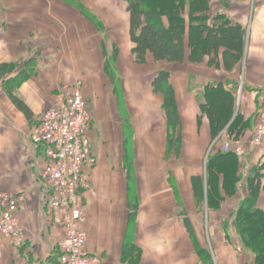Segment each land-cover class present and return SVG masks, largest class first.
<instances>
[{"label":"crops","instance_id":"obj_1","mask_svg":"<svg viewBox=\"0 0 264 264\" xmlns=\"http://www.w3.org/2000/svg\"><path fill=\"white\" fill-rule=\"evenodd\" d=\"M75 1L83 4L82 11L67 0H0V65L9 66L0 80V189L25 195L18 214L26 229L20 248L0 234V264L57 262L63 230L43 207L38 174L45 156L29 137L58 89L81 78L91 82L83 85L92 150L86 166L90 185L84 197L87 248L106 260L129 264L131 257L124 244L142 242L140 226L144 222L143 244L152 246L145 263L183 264L185 237L199 239L208 232L210 215L215 213H208L206 203L196 200L191 185L192 176L205 177L207 152L226 132L223 129L212 141L210 120L200 108L206 94L217 90L215 86L233 97V115L227 126L236 115L245 124L242 140L223 138L241 144L244 173L252 171L264 155V141L256 147L250 143L264 95V0H207L210 16L221 14L245 30L244 52L231 71L224 68L221 50L212 66L207 64V56L198 64L187 58L181 63L156 62L160 68L155 73L165 70L170 74L180 116L173 134L180 144L170 149L162 95L155 94L151 85L155 73L139 76L145 78L144 85L136 71L127 70L126 75L137 85L133 91L103 84L102 54L106 55L112 31L125 32L128 54L133 57L126 4L91 0L95 5L90 9L85 0ZM188 43L186 38V46ZM90 47L95 48L93 56ZM188 54L187 47L186 57ZM126 138L131 144L129 167L125 164ZM257 205L264 210V191Z\"/></svg>","mask_w":264,"mask_h":264},{"label":"trees","instance_id":"obj_2","mask_svg":"<svg viewBox=\"0 0 264 264\" xmlns=\"http://www.w3.org/2000/svg\"><path fill=\"white\" fill-rule=\"evenodd\" d=\"M121 1L128 12L129 51L136 64H145L150 58L168 63H181L187 58L189 63L198 64L207 56V64L212 66L221 50L224 68L231 71L244 52L245 30L221 14L210 16L207 0H190L188 4L186 0ZM67 2L81 11L84 7L75 0ZM83 13L96 21L93 14L84 9ZM186 38H189L188 46ZM187 47L189 54L186 57ZM8 70V65H0V80ZM169 78L168 71L160 70L151 82L153 92L162 95L161 108L170 130L168 149L180 144L179 139L174 141L173 138L180 116ZM214 88L217 90L206 94L205 104L201 103L200 108L210 120L212 141L223 129L226 128V132L209 152L205 177H191L192 190L198 202L206 203L208 213H220L224 217L221 226L228 232L227 237L233 234L239 239L253 255V264H264V210L257 205L259 195L264 191V155L252 171L244 173L242 157L221 149L225 137L242 140L245 124L242 125L241 118L236 115L227 126L233 115V97L218 86ZM231 229L233 232L229 233ZM190 239L198 260L202 264H211L206 249L195 237Z\"/></svg>","mask_w":264,"mask_h":264},{"label":"built area","instance_id":"obj_3","mask_svg":"<svg viewBox=\"0 0 264 264\" xmlns=\"http://www.w3.org/2000/svg\"><path fill=\"white\" fill-rule=\"evenodd\" d=\"M252 3L254 0H245ZM90 113L78 79L62 85L52 104L44 109L30 132V141L41 147L45 156L38 182L49 214L63 230L58 242V258L54 264H118L87 248L84 197L89 189L86 166L91 158ZM264 141V95L251 131L252 147ZM224 151L244 153L241 144H223ZM25 195L0 189V234L20 248L26 239V229L19 219Z\"/></svg>","mask_w":264,"mask_h":264},{"label":"rangeland","instance_id":"obj_4","mask_svg":"<svg viewBox=\"0 0 264 264\" xmlns=\"http://www.w3.org/2000/svg\"><path fill=\"white\" fill-rule=\"evenodd\" d=\"M90 9L93 8L95 3H93L91 0H85ZM112 1V0H110ZM83 5V4H82ZM122 16L124 13H121ZM111 42H109L108 45L105 46L106 55L102 54V62L104 61L105 67H104V76H102L103 84L107 87H110V84L114 85L117 90L120 88V85L123 89L129 88V90L133 91L134 86H137L134 83L133 77H129V75H126L127 70L136 71L138 77L141 75L142 77L148 76L150 72L155 73L158 68H160V63H156L153 61L147 62L145 65H136L134 62V58L129 57L128 54V42L126 40L125 32L122 30L118 31H112L111 33ZM111 43V44H110ZM116 43L117 46L114 45ZM103 46L100 47V49L103 50ZM94 47H90L89 55L93 56L96 54L94 51ZM105 53V51H103ZM99 57V55H96ZM104 56L107 57L104 58ZM120 56V57H119ZM119 57V58H118ZM118 58V59H117ZM100 59V57H99ZM149 77V76H148ZM144 84V79L139 77ZM83 85L85 86L90 82L88 78H81ZM77 81V80H76ZM91 84V82L89 83ZM92 85L93 82H92ZM140 85V83H139ZM145 85V84H144ZM84 87V86H83ZM92 86H90L91 88ZM136 88V87H135ZM128 91V90H127ZM126 98L129 99L130 93H127L125 90ZM224 133H222L223 135ZM219 136V140L221 137ZM223 141V140H222ZM229 142V140L223 141L220 145L221 149H223V144ZM125 148L127 149V154L125 157V164L127 167H129V159H128V153L131 151V144L128 143V139L126 138L125 141ZM209 151V150H208ZM209 154V152H207ZM208 158V156H207ZM206 158V161H207ZM43 207L47 210V207L45 205V201L43 199ZM86 213V212H85ZM212 218V221H210ZM214 219V220H213ZM222 220H224V217H222L219 213H214L212 216L210 215L209 221H208V232L203 231L200 233L202 234L199 239H196L199 241V245L203 247V249H206L208 252L209 259L212 261L211 264H253V255L249 253L241 244L239 239L236 238L235 235L231 234L230 237H227L228 232L222 228ZM86 221V219H85ZM86 223V222H84ZM207 224V223H206ZM140 226L141 235H142V242H137L138 246L135 244H132V242H129L124 244L125 251L127 252V256L131 257V260L129 261V264H146L145 261H147V258L150 256V249L151 244L149 247H144L143 242L145 241V223L142 222ZM201 229L204 230L205 228V222L200 223ZM233 232L231 231L229 233ZM208 233V235H207ZM262 235L263 232H260ZM141 235L139 238H141ZM259 235V236H260ZM150 237V236H149ZM262 239V236L259 237ZM190 240V241H189ZM191 239H188L185 237L184 239V260L183 264H202L200 260H198L197 256L192 252L191 249ZM138 253V255H137ZM130 254H133L134 256H131ZM141 261V262H139Z\"/></svg>","mask_w":264,"mask_h":264},{"label":"water","instance_id":"obj_5","mask_svg":"<svg viewBox=\"0 0 264 264\" xmlns=\"http://www.w3.org/2000/svg\"><path fill=\"white\" fill-rule=\"evenodd\" d=\"M215 142V141H214Z\"/></svg>","mask_w":264,"mask_h":264}]
</instances>
